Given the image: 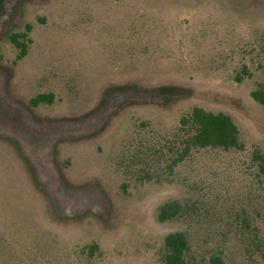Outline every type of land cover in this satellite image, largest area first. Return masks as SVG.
<instances>
[{
    "label": "rangeland",
    "instance_id": "1",
    "mask_svg": "<svg viewBox=\"0 0 264 264\" xmlns=\"http://www.w3.org/2000/svg\"><path fill=\"white\" fill-rule=\"evenodd\" d=\"M262 79L264 0H0V264H163L175 231L204 259L264 264ZM195 106L231 116L243 149L169 171ZM170 200L189 209L159 222Z\"/></svg>",
    "mask_w": 264,
    "mask_h": 264
},
{
    "label": "trees",
    "instance_id": "2",
    "mask_svg": "<svg viewBox=\"0 0 264 264\" xmlns=\"http://www.w3.org/2000/svg\"><path fill=\"white\" fill-rule=\"evenodd\" d=\"M30 30V26L27 25L24 32L8 37L10 44L17 50V59H21L28 52V44L31 42L28 36ZM244 76L251 77L246 64L242 65L239 73L235 76V80L241 82ZM250 96L256 103L264 107V79L255 82V86L250 91ZM36 99L43 101L45 96L42 94ZM206 148L226 151L241 150L243 143L239 128L231 116L195 106L181 115L179 119L178 126L173 132L167 148L169 158L170 155H173V158L171 156L170 164H166L165 168L171 171L194 150ZM157 151L160 155L156 159L160 161L165 155L159 149ZM253 158L264 173V155L256 151ZM188 209L189 206L186 203L170 200L159 206L156 218L159 222L180 220ZM89 249L90 253H93L97 246L92 245ZM159 254L163 264H223V256L219 251L207 259L197 256L185 231H175L165 235ZM261 254L264 260V249Z\"/></svg>",
    "mask_w": 264,
    "mask_h": 264
}]
</instances>
